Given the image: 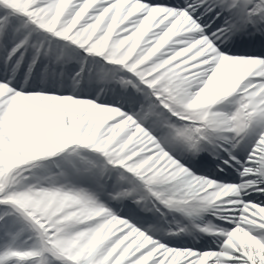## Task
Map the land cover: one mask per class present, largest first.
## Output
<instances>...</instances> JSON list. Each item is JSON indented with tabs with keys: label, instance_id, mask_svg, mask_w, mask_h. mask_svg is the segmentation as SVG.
Instances as JSON below:
<instances>
[{
	"label": "snow or ice",
	"instance_id": "1",
	"mask_svg": "<svg viewBox=\"0 0 264 264\" xmlns=\"http://www.w3.org/2000/svg\"><path fill=\"white\" fill-rule=\"evenodd\" d=\"M0 264H264V0H0Z\"/></svg>",
	"mask_w": 264,
	"mask_h": 264
}]
</instances>
